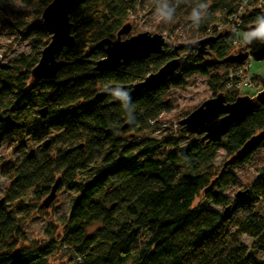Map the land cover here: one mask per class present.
<instances>
[{
  "label": "trees",
  "instance_id": "1",
  "mask_svg": "<svg viewBox=\"0 0 264 264\" xmlns=\"http://www.w3.org/2000/svg\"><path fill=\"white\" fill-rule=\"evenodd\" d=\"M51 0H19L27 15L0 0V32L29 40V52L10 57L0 65V146L17 136L19 147L27 140L37 144L20 160L6 164L2 177L10 181L0 205V264H48L56 250L54 226L45 231L48 243L25 246L22 226L53 182L70 193V209L60 221L62 246L74 257L66 264H264V164L240 198L228 201L223 189L232 175L212 158L221 149L228 159L253 135L264 130V105L241 123L232 124L218 143H206L183 127L161 132L158 118L169 111L168 89L185 86L193 74L206 77L211 96L222 93L231 103L241 89H227L228 75H210L215 65L233 51L236 32L255 27L262 15L254 5L240 8L237 0H200L209 4L189 39L217 37L202 56L171 47L162 55H150L99 73L95 62L104 56L103 39H114L145 4L156 10L162 2L147 0H74L69 10L71 49L58 59L65 65L49 80L36 81L30 70L36 65L49 35L40 14ZM198 0H166L180 19L190 18ZM218 27H223L219 30ZM186 62L163 84L134 92L132 86L155 72L169 59ZM230 70L236 64H222ZM264 87V78L250 77ZM129 91L128 113L105 89ZM45 108L41 119L38 110ZM7 117L17 126L4 121ZM158 134L156 137L153 135ZM25 138L26 141H23ZM23 139V140H22ZM48 139L44 149L42 143ZM249 155L234 164L246 162ZM201 196L210 210L195 204ZM99 225L89 232V228ZM241 237L250 240L246 245Z\"/></svg>",
  "mask_w": 264,
  "mask_h": 264
},
{
  "label": "water",
  "instance_id": "2",
  "mask_svg": "<svg viewBox=\"0 0 264 264\" xmlns=\"http://www.w3.org/2000/svg\"><path fill=\"white\" fill-rule=\"evenodd\" d=\"M74 0H51L42 10L40 21L42 28L49 35L48 43L40 51L36 65L30 70V77L36 81L53 79L65 61L59 60L58 55L64 49H71L74 45V38L70 34L71 23L69 22V10ZM131 29L129 23L124 24L117 31L114 39H103L100 44L104 46V56L95 62L93 70L99 73L117 68L133 60H143L150 55H162L165 53L164 38L161 34L141 32L129 37H124ZM217 37H206L194 42H188L174 46V49H183L195 52L202 56ZM247 50L238 49L235 53L229 54L221 60L206 61V64H241L246 59L255 62L264 61V43L253 40L246 44ZM186 62L185 56H178L166 61L155 72L144 77L143 80L132 86L134 92L152 90L163 84L178 68ZM264 105V87L253 96H239L233 102L226 103L222 93L216 94L205 100L197 108L192 110L186 117L178 121L189 135L199 136L201 141L206 143H218L226 135L232 124L241 123L254 110ZM41 119L46 116L45 108L38 110ZM4 121L11 126L17 124L5 117ZM264 139V130L251 136L242 146L223 163V167L242 160L257 148ZM45 139L42 147L49 145ZM33 149L28 151L27 157L33 156ZM59 178L51 185L48 194L42 199L39 208H47L55 197L58 189ZM245 192L238 191L236 198H240ZM3 199H0V205Z\"/></svg>",
  "mask_w": 264,
  "mask_h": 264
},
{
  "label": "rangeland",
  "instance_id": "3",
  "mask_svg": "<svg viewBox=\"0 0 264 264\" xmlns=\"http://www.w3.org/2000/svg\"><path fill=\"white\" fill-rule=\"evenodd\" d=\"M151 1H160L163 4L166 3V0H147V3ZM1 2L8 3L13 9H20L27 15H31L29 10L21 6L19 0H1ZM261 14L264 15V10H262ZM129 19L128 23L131 25V29L126 36L121 38L129 37L141 32L161 34L164 38V49L166 52H169L171 47L206 38L201 37L197 39L193 37V39H189V34L192 33L194 29L192 20L189 17L180 19L178 13H174L172 21L164 22L156 15V10L151 9L146 4L142 8L138 9V12L135 15H132V17H129ZM218 29L222 30L223 27H218ZM244 33L245 32L241 31L238 33L236 32L235 37L242 40ZM14 37V35H10L7 31L0 32V65L4 64L14 55L20 53L27 54L29 52V40L24 37ZM233 47L232 53L241 49V47ZM246 50L247 48L245 47L244 51ZM184 54H186V52H183L180 56H183ZM243 63H248L249 65L248 71L244 74L249 79L250 77L264 78V61L255 62L248 58L243 61ZM229 71L230 68L221 64L213 66L210 69L209 74L224 76L226 74L228 75ZM205 83L206 77L199 74H193L187 79L185 86L168 89L166 100L169 105V111L161 114L158 118V122L161 125V132L159 134H165L167 132L165 128L168 125H170L172 132L174 130H178L179 120L186 117L201 103L212 97L211 92L208 90ZM261 88L256 83H253V87L251 89L243 87L240 92L242 96H253ZM174 126L176 128H174ZM157 135L158 134L153 136L156 137ZM26 139L28 138L22 140L26 141ZM36 148L37 144H35V141L32 140H27L25 148L19 147L17 136L8 137L3 141L0 146V199L4 198V193L10 185V181L2 177V171L6 168V164L20 160L22 155H24V153H26L29 149L36 150ZM248 155L249 157L246 162L231 165L229 170L232 177L229 183L223 189L217 190L224 197H226L228 201H231L238 191H243L249 186L250 182L256 175V171L264 164V139L260 145ZM227 160L228 156L225 152L218 149L212 158V164L214 167L219 168V166ZM41 201L42 198L40 201L33 203H37L39 206ZM196 203H200L201 206H205V208L210 210L219 211L221 209L220 207L205 204L204 201H202L201 196H198L195 199V204ZM69 209L70 193L62 187H58L55 197L50 205L47 208L41 209V212L34 210L22 226L23 235L27 240V242L24 243L25 246H33V244L42 246L48 243L49 238L46 236L45 231L49 228V224L54 226L52 238L55 240L56 250L53 255L48 257V264H66L70 259H72V257H74L70 249L63 247L60 242L63 237L60 221L68 214ZM258 211L260 213H264V204L259 205ZM98 227L99 225H94L90 227L88 231L91 232ZM240 241L246 245L250 244V240L245 237H241ZM254 257L258 262L264 261V258L259 255L255 254Z\"/></svg>",
  "mask_w": 264,
  "mask_h": 264
},
{
  "label": "clouds",
  "instance_id": "4",
  "mask_svg": "<svg viewBox=\"0 0 264 264\" xmlns=\"http://www.w3.org/2000/svg\"><path fill=\"white\" fill-rule=\"evenodd\" d=\"M209 8V4L206 2H200L198 0L197 6L194 7L190 14V19L196 25H199L201 19L207 14V10ZM175 13V7H169L167 3L162 4L159 8L156 9V15L164 22H170L173 19ZM255 27L251 30L245 32L242 37V43L250 44L253 40H258L264 43V15H259L254 20ZM113 98L119 100L122 104V107L128 113V121L129 123H134L130 119V112H132V107L129 108L131 96L129 91L124 90L123 88H107L105 89Z\"/></svg>",
  "mask_w": 264,
  "mask_h": 264
},
{
  "label": "built area",
  "instance_id": "5",
  "mask_svg": "<svg viewBox=\"0 0 264 264\" xmlns=\"http://www.w3.org/2000/svg\"><path fill=\"white\" fill-rule=\"evenodd\" d=\"M238 4L240 6V8H245L249 5H254L256 8L261 10H264V0H237ZM129 17H132V15L130 14ZM235 37V36H234ZM241 39H238L237 37H235V39L233 40V46L236 47H241V49H245L246 44L241 42ZM235 47V48H236ZM249 65L248 63H241L239 65L234 66L228 74V82L225 85V87L227 89H240L242 86L248 89H251L253 87V83L251 82V80L244 75L245 72L248 71ZM174 128H176L174 126Z\"/></svg>",
  "mask_w": 264,
  "mask_h": 264
},
{
  "label": "bare ground",
  "instance_id": "6",
  "mask_svg": "<svg viewBox=\"0 0 264 264\" xmlns=\"http://www.w3.org/2000/svg\"><path fill=\"white\" fill-rule=\"evenodd\" d=\"M3 65V64H2ZM237 65V64H236ZM239 65V64H238Z\"/></svg>",
  "mask_w": 264,
  "mask_h": 264
}]
</instances>
